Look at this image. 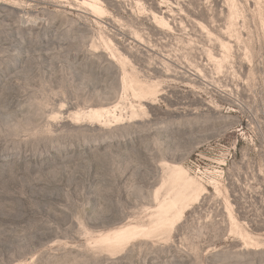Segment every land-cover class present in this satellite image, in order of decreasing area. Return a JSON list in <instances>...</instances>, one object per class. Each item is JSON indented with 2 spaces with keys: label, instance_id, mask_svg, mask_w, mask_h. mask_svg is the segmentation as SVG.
<instances>
[{
  "label": "rangeland",
  "instance_id": "obj_1",
  "mask_svg": "<svg viewBox=\"0 0 264 264\" xmlns=\"http://www.w3.org/2000/svg\"><path fill=\"white\" fill-rule=\"evenodd\" d=\"M96 2L0 0V264H264V0Z\"/></svg>",
  "mask_w": 264,
  "mask_h": 264
},
{
  "label": "bare ground",
  "instance_id": "obj_2",
  "mask_svg": "<svg viewBox=\"0 0 264 264\" xmlns=\"http://www.w3.org/2000/svg\"><path fill=\"white\" fill-rule=\"evenodd\" d=\"M81 4H87L89 5L91 8L94 9V11H101V8L99 7L98 3L96 2V0H92V1H87V0H78ZM16 2V1H14ZM167 25V24H166ZM155 83L152 84H148L146 86V92H151L153 87H154ZM115 106H108V107H104L102 108V113H100L98 110H95L94 112L99 114L100 116H103L105 114H108V116H111L113 118L114 121H118L120 118V115H118L117 113H115ZM172 174H173V178L177 180V183H185L186 187L189 188V190H185V188L183 190H181L179 192V196L175 198L174 201L168 200L164 203V205H167V207L169 206L170 208L172 207V203L175 204L176 201L178 200H187L189 197L192 196V194H195L197 192L198 189H200L201 186H194V182L193 181H188L187 180V176H186V171L178 165H175L173 167L172 170ZM161 223H164V220H161ZM132 230L131 226H126L124 228L121 229V233H126L128 231ZM145 232H149L148 230H146L145 228H141V229H137L134 234H143Z\"/></svg>",
  "mask_w": 264,
  "mask_h": 264
}]
</instances>
